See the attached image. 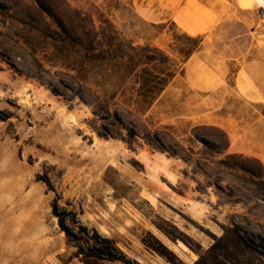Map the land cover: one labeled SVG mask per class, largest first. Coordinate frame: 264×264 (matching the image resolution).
I'll return each instance as SVG.
<instances>
[{
  "label": "rangeland",
  "instance_id": "rangeland-1",
  "mask_svg": "<svg viewBox=\"0 0 264 264\" xmlns=\"http://www.w3.org/2000/svg\"><path fill=\"white\" fill-rule=\"evenodd\" d=\"M245 2L0 0V264H85L81 228L129 261L96 264H264V101L246 73L264 11ZM90 16L122 53L178 63L145 113L89 66Z\"/></svg>",
  "mask_w": 264,
  "mask_h": 264
},
{
  "label": "trees",
  "instance_id": "trees-1",
  "mask_svg": "<svg viewBox=\"0 0 264 264\" xmlns=\"http://www.w3.org/2000/svg\"><path fill=\"white\" fill-rule=\"evenodd\" d=\"M90 22L91 33L84 45L85 57L89 66L93 70L102 71L105 81L115 89H118L125 80L130 81L132 89L135 87L136 89L135 94L131 95L129 100H133L138 111L145 113L176 76L178 63L157 47H152L153 54H146L143 52L149 48L148 46L136 47L129 44L128 52L122 53L123 44L114 35L115 31L110 22L104 21L102 25L106 36H103L97 29L92 16H90ZM79 40L78 45L82 47V40ZM197 47L198 45H194L192 49L182 54L188 58ZM100 104L108 111L107 101ZM81 230L87 232V251H84L82 246H78L77 254H82L85 264H96L103 259L129 262L126 258H119L115 255L116 248L110 245L109 239L100 237L96 232L89 235L86 228H81ZM91 239L93 242L90 241Z\"/></svg>",
  "mask_w": 264,
  "mask_h": 264
},
{
  "label": "crops",
  "instance_id": "crops-1",
  "mask_svg": "<svg viewBox=\"0 0 264 264\" xmlns=\"http://www.w3.org/2000/svg\"><path fill=\"white\" fill-rule=\"evenodd\" d=\"M242 1L244 0H239V3L240 5L242 6ZM217 2V0H212V2L210 1H207V0H202V3L205 7H210L212 9L215 8V3ZM254 2V6L261 9V11L263 10L264 11V0H249V2H245V6L243 7H249L253 4ZM257 2V3H255ZM235 9L236 12H239L241 13L242 11L245 12V10H240L239 7H238V4H237V0H232V9ZM261 19L263 20L264 19V12L262 14V17ZM252 65H259L260 64V71L256 70V67H254V72H248L246 71V73L248 74L249 73V77L251 80H255L257 83V88H258V91L257 92L259 95H260V100L261 101H264V62H262V59L260 62H255V63H251ZM248 68V67H246ZM262 151V150H261Z\"/></svg>",
  "mask_w": 264,
  "mask_h": 264
},
{
  "label": "bare ground",
  "instance_id": "bare-ground-1",
  "mask_svg": "<svg viewBox=\"0 0 264 264\" xmlns=\"http://www.w3.org/2000/svg\"><path fill=\"white\" fill-rule=\"evenodd\" d=\"M166 242V241H165ZM170 242V241H169ZM170 244H172V243H170Z\"/></svg>",
  "mask_w": 264,
  "mask_h": 264
}]
</instances>
